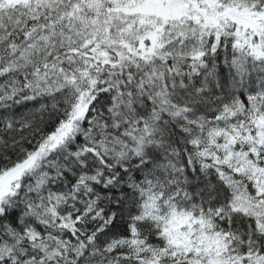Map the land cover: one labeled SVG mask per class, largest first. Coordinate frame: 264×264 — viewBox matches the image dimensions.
Wrapping results in <instances>:
<instances>
[{"label": "snow or ice", "instance_id": "1", "mask_svg": "<svg viewBox=\"0 0 264 264\" xmlns=\"http://www.w3.org/2000/svg\"><path fill=\"white\" fill-rule=\"evenodd\" d=\"M0 264H264V0H0Z\"/></svg>", "mask_w": 264, "mask_h": 264}]
</instances>
